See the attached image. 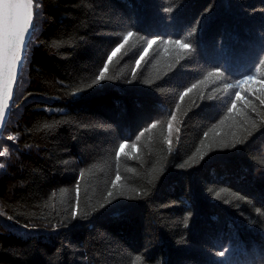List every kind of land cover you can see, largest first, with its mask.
Segmentation results:
<instances>
[{
	"label": "trees",
	"instance_id": "1",
	"mask_svg": "<svg viewBox=\"0 0 264 264\" xmlns=\"http://www.w3.org/2000/svg\"><path fill=\"white\" fill-rule=\"evenodd\" d=\"M37 2L0 264H264V0Z\"/></svg>",
	"mask_w": 264,
	"mask_h": 264
},
{
	"label": "snow or ice",
	"instance_id": "2",
	"mask_svg": "<svg viewBox=\"0 0 264 264\" xmlns=\"http://www.w3.org/2000/svg\"><path fill=\"white\" fill-rule=\"evenodd\" d=\"M38 8L39 3L37 2L34 9L33 0H0V128L7 122V110L10 109L15 102L14 84L19 79V72L22 71L24 62L28 57V48L30 46L33 30L37 26L35 17L38 15L36 11ZM132 35L133 33L129 31L127 35L124 36V41L127 42ZM154 42L155 41L152 40L148 41L149 46ZM174 43L180 49L189 48L188 43H182L180 40H176ZM123 46V44L119 45L112 54L108 56L109 62ZM147 52L148 49L146 48L145 53ZM143 59L144 56L142 55L140 60H137V66H139L140 61ZM107 68L108 65L106 63L104 65V70L100 71L99 76L96 77V81L112 79L110 76H105ZM208 75L212 76L213 73L210 72ZM252 79V76H245L244 80L236 81L235 84H225V90L227 91L228 89L239 87ZM96 81H94L93 84H95ZM92 86L93 85H88V87ZM193 87H196V85H193ZM191 90L192 89H188V91ZM79 92L80 90L77 89L73 95H78ZM236 96L239 98V92L236 93ZM182 98L183 97H181V99ZM262 103H264V101H262ZM233 107H235L234 101ZM229 111H232V109H229ZM173 119H175V117H173ZM45 127H47V125ZM9 139H15V137L10 136ZM120 147L123 149L125 146L121 144ZM7 154V150L0 152V156H6ZM4 166V164L0 163V168ZM161 171H163V169H161ZM117 180H119V176H117ZM109 195L111 196V193H109ZM110 202L111 201H109V203ZM220 255H223V253H220ZM139 262L140 257H137L136 264H139Z\"/></svg>",
	"mask_w": 264,
	"mask_h": 264
},
{
	"label": "water",
	"instance_id": "3",
	"mask_svg": "<svg viewBox=\"0 0 264 264\" xmlns=\"http://www.w3.org/2000/svg\"><path fill=\"white\" fill-rule=\"evenodd\" d=\"M14 86H15V84H14ZM7 112H8V110H7ZM3 126H4V124H3ZM3 126H2V128H0V133H1L2 129H3Z\"/></svg>",
	"mask_w": 264,
	"mask_h": 264
},
{
	"label": "bare ground",
	"instance_id": "4",
	"mask_svg": "<svg viewBox=\"0 0 264 264\" xmlns=\"http://www.w3.org/2000/svg\"><path fill=\"white\" fill-rule=\"evenodd\" d=\"M236 206V205H235Z\"/></svg>",
	"mask_w": 264,
	"mask_h": 264
}]
</instances>
